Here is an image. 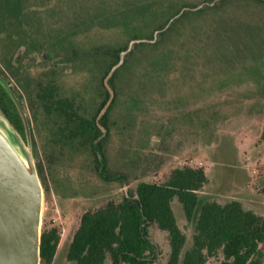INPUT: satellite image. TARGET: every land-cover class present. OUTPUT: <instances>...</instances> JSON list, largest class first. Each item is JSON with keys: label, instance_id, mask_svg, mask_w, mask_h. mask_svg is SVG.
I'll return each instance as SVG.
<instances>
[{"label": "trees", "instance_id": "trees-1", "mask_svg": "<svg viewBox=\"0 0 264 264\" xmlns=\"http://www.w3.org/2000/svg\"><path fill=\"white\" fill-rule=\"evenodd\" d=\"M169 1L174 2L169 5H173V9L152 12L162 16L149 29L146 39L152 40L157 31L156 39L134 43L124 55L123 62L112 72L108 83L114 96L98 120L96 117L109 97L103 79L118 62L128 40L88 46L72 43L70 51L53 49L72 63V72L82 76L83 86L74 90L71 97L57 98L56 122L49 125V142L70 152L88 149L92 157V173L104 183L129 185L150 165L157 167L160 155L138 147L131 149L130 143L138 118L147 110L149 94L166 90L171 83L182 84L183 70L193 67L196 61L205 70H216L211 73L213 77L208 71L202 72L200 92H208L210 85L219 90L229 85L232 81L229 65H234L235 61L230 48L241 40L245 29L244 22L233 26L226 23L225 15L238 11L240 7L241 15H244L245 6L264 5V0ZM5 2L9 20H22L23 7L19 3L13 6L8 0ZM138 13L140 18L144 17L143 12ZM137 37L134 35L130 39ZM134 69L136 82L129 88L127 86L132 83L130 73ZM92 81L97 83V90L91 89ZM118 106L121 111L117 118H113ZM87 110L92 111L88 114ZM113 124L121 135L127 136V146L122 151L125 158L119 168L109 166L107 147ZM165 135H171V131H164L159 145ZM35 155L44 192L51 190L50 178L57 193L75 196L76 192L70 193V188L64 191L56 185L53 157L47 158L45 166L37 153ZM206 181L203 167H175L162 181L140 180L134 190L123 191L119 201L106 200L96 208L85 210L68 241L66 259L73 264H153L159 248L149 227L155 224L167 233L170 248L166 264H207L211 257H217V264H264V214L246 207L238 199H206L200 203L198 192ZM177 210L185 224L194 222L190 238L179 225ZM59 242V227L51 222L44 223L41 264L53 262Z\"/></svg>", "mask_w": 264, "mask_h": 264}, {"label": "rangeland", "instance_id": "rangeland-1", "mask_svg": "<svg viewBox=\"0 0 264 264\" xmlns=\"http://www.w3.org/2000/svg\"><path fill=\"white\" fill-rule=\"evenodd\" d=\"M158 1L8 0V3H19L23 7L22 26L49 42L53 49L70 51L72 43L88 46L106 41L128 40L129 43L132 39H146L149 29L162 16L153 14V10L162 13L174 8L169 6L174 4L173 1ZM2 2L0 0V4ZM244 8V15H241V7L225 15L226 23L233 26L244 22L242 27L245 29L241 40L230 48L235 61L234 65H229L232 80L229 85L219 90L208 84L210 90L200 92L202 72L208 71L211 76L216 70H205L196 61L193 67L183 70L182 84L171 83L166 90L149 94L147 110L138 118L130 143L131 149L138 147L145 152L157 153L159 162L157 167L150 165L140 177L133 178L129 185L102 182L92 173V157L88 149L76 152L60 149L49 142L45 130L34 122L38 159L46 166L47 158L53 157L56 185L64 191L70 188V193L76 192L75 196L57 193L52 180H48L51 190L44 192L42 226L51 222L60 229V242L51 264H73L66 259V250L82 212L96 208L106 200L119 201L123 191L134 190L140 180L162 181L175 167L204 168L207 181L198 192L200 203L206 199H238L246 207L264 214V5ZM138 12H143L144 17L140 18ZM22 26L13 22L5 31L10 34L21 30ZM134 35L138 37L130 39ZM234 49L237 50L234 52ZM71 70L63 65L56 67V81L64 92H73L83 86L82 76L74 75ZM43 71H47L45 65L37 66L30 76L33 78ZM130 76L132 83L127 87L132 88L136 82L135 69ZM90 86L92 90L98 88L95 81ZM91 111L87 110V113ZM120 111L118 106L113 118H117ZM111 127L107 147L109 166L119 168L125 158L122 151L127 146V136L121 135L115 124ZM165 130L171 131V135H165L159 145ZM62 181L64 184L60 185ZM177 214L179 225L190 238L194 222L185 224L178 210ZM149 228L159 248L153 264H166L170 248L167 233L155 224ZM207 264H217V257H211Z\"/></svg>", "mask_w": 264, "mask_h": 264}, {"label": "water", "instance_id": "water-1", "mask_svg": "<svg viewBox=\"0 0 264 264\" xmlns=\"http://www.w3.org/2000/svg\"><path fill=\"white\" fill-rule=\"evenodd\" d=\"M152 40L132 39L119 54L103 79L109 97L99 111L98 120L108 108L114 92L108 80L134 43ZM0 83L14 100L24 122L23 138L0 111V264H41L40 243L44 208V187L41 182L36 156L30 138L28 123L12 89L0 76ZM103 167V160L98 154Z\"/></svg>", "mask_w": 264, "mask_h": 264}, {"label": "flooded vegetation", "instance_id": "flooded-vegetation-1", "mask_svg": "<svg viewBox=\"0 0 264 264\" xmlns=\"http://www.w3.org/2000/svg\"><path fill=\"white\" fill-rule=\"evenodd\" d=\"M11 23L13 22L8 18L7 3L3 0L0 4V76L12 89L24 111L34 152L37 153L35 145L37 138L33 124L36 122L44 129L47 138L50 139L49 125L56 122L54 113L57 98L72 96L71 91L64 92L57 83L56 67L63 65L71 68L72 63L62 58L61 54H57L49 42L41 40L32 30L22 26V20L16 21L19 27H23L21 30L7 34L5 29ZM41 65H45L47 71L31 78L30 72ZM0 111L25 138L23 118L1 83Z\"/></svg>", "mask_w": 264, "mask_h": 264}]
</instances>
